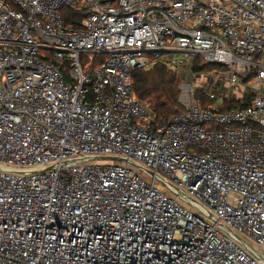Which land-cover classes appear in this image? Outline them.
Here are the masks:
<instances>
[{"label": "built area", "instance_id": "2783aa9c", "mask_svg": "<svg viewBox=\"0 0 264 264\" xmlns=\"http://www.w3.org/2000/svg\"><path fill=\"white\" fill-rule=\"evenodd\" d=\"M156 64L181 80L167 122L133 91ZM258 254L264 0H0V264Z\"/></svg>", "mask_w": 264, "mask_h": 264}, {"label": "trees", "instance_id": "16d2710c", "mask_svg": "<svg viewBox=\"0 0 264 264\" xmlns=\"http://www.w3.org/2000/svg\"><path fill=\"white\" fill-rule=\"evenodd\" d=\"M63 15L68 22L72 18L80 17L79 13L69 9L64 10ZM202 68L204 66L196 65L194 69L200 71ZM180 82L178 71L171 70L163 64H156L147 70H138L133 74V91L139 101L152 107L160 121L167 122L184 112L179 104ZM199 97L203 106H209V101L204 96ZM235 106L239 107V103Z\"/></svg>", "mask_w": 264, "mask_h": 264}, {"label": "rangeland", "instance_id": "374dc122", "mask_svg": "<svg viewBox=\"0 0 264 264\" xmlns=\"http://www.w3.org/2000/svg\"><path fill=\"white\" fill-rule=\"evenodd\" d=\"M86 58V57H85ZM88 60H87V64H92L93 62V56H87ZM252 85H254L252 83ZM250 87V85H248ZM98 163H102V164H110V163H118V161H110V160H103V161H97ZM246 240L247 243H249V245H251L254 249H256L257 251H261L255 244H253L250 240H248L247 238H244Z\"/></svg>", "mask_w": 264, "mask_h": 264}, {"label": "water", "instance_id": "95a60500", "mask_svg": "<svg viewBox=\"0 0 264 264\" xmlns=\"http://www.w3.org/2000/svg\"><path fill=\"white\" fill-rule=\"evenodd\" d=\"M112 160L121 161L120 158H116V157H113ZM256 257L262 264H264V257L262 255L258 254V255H256Z\"/></svg>", "mask_w": 264, "mask_h": 264}]
</instances>
